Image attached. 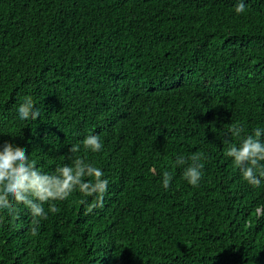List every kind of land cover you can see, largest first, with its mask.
<instances>
[{
    "label": "trees",
    "instance_id": "trees-1",
    "mask_svg": "<svg viewBox=\"0 0 264 264\" xmlns=\"http://www.w3.org/2000/svg\"><path fill=\"white\" fill-rule=\"evenodd\" d=\"M237 3L0 0V144L45 171L84 157L109 180L102 209L73 193L37 237L23 207L0 216V264H264V183L226 155L230 125L264 128V0ZM25 97L41 116L19 126ZM89 134L101 152L68 151ZM198 154L193 187L174 159Z\"/></svg>",
    "mask_w": 264,
    "mask_h": 264
},
{
    "label": "clouds",
    "instance_id": "clouds-1",
    "mask_svg": "<svg viewBox=\"0 0 264 264\" xmlns=\"http://www.w3.org/2000/svg\"><path fill=\"white\" fill-rule=\"evenodd\" d=\"M245 12L244 0H238L234 7L237 15ZM41 110L34 107L33 102L25 97L17 102L13 112L14 121L26 125L28 121H36ZM244 128L239 124L230 125L226 133L235 138L237 143H229L226 151L234 166L240 171L242 179L250 186L259 188L264 183V128L256 127L251 134L243 135ZM99 153L103 143L97 134H89L77 144L69 146L70 153L81 151ZM203 155L185 158L175 156L174 163L183 168V178L193 186H198L204 167ZM172 175L165 171L161 174V187L168 191ZM109 180L103 170L96 167L84 157H75L71 164H57L54 170L45 171L37 166L35 159H30L24 148H15L8 144H0V216H6L15 223L20 219V208L23 207L31 215L32 237L39 235L41 221L47 220L49 214L60 211L56 202H63L73 193H79V204L85 214L104 207V197L108 192ZM47 205V210L45 209ZM264 210V204L258 211Z\"/></svg>",
    "mask_w": 264,
    "mask_h": 264
}]
</instances>
